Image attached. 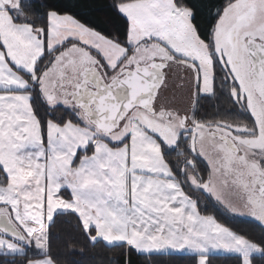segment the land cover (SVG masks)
<instances>
[{
    "label": "snow or ice",
    "instance_id": "obj_1",
    "mask_svg": "<svg viewBox=\"0 0 264 264\" xmlns=\"http://www.w3.org/2000/svg\"><path fill=\"white\" fill-rule=\"evenodd\" d=\"M224 96L251 123L200 114ZM192 192L264 228V0H0V264H62V217L79 255L264 264Z\"/></svg>",
    "mask_w": 264,
    "mask_h": 264
},
{
    "label": "trees",
    "instance_id": "obj_2",
    "mask_svg": "<svg viewBox=\"0 0 264 264\" xmlns=\"http://www.w3.org/2000/svg\"><path fill=\"white\" fill-rule=\"evenodd\" d=\"M108 0H100V3H107ZM220 113L225 117L231 119H237L236 116L241 115V117H249L246 112H242L238 108H234L227 100V97L212 98V99H202L200 101V114L206 116L208 119H212L214 115ZM239 113V114H238ZM251 120V118H250ZM173 161L178 159V156L174 153L171 157ZM181 160V159H180ZM192 192L193 198L197 196ZM207 200L209 198L207 195L202 193ZM203 211L207 210L209 213V206L203 208ZM222 211V210H221ZM213 211H210V213ZM218 221L225 223L227 226L233 228V230L239 231L241 234H247L256 240L264 238V228L260 227L258 223L251 222L248 219H239L233 216H229L227 213L223 215L217 214ZM65 218H61V222L57 223L56 227L52 232V253L59 257L62 264H69L70 261L75 260L80 262V264H125L126 261H130V264H193L190 254L185 253L183 256L177 255L175 253H165L158 255L151 254H138L131 250H122L120 248H110L104 246H97L91 248L84 255H79L76 253H71L66 248V242L71 239L70 234L76 233L75 221L73 220L71 224L64 222ZM82 247L78 245L77 248ZM127 251L128 254H122ZM212 264H235L234 258L224 254V253H213L211 256Z\"/></svg>",
    "mask_w": 264,
    "mask_h": 264
},
{
    "label": "rangeland",
    "instance_id": "obj_3",
    "mask_svg": "<svg viewBox=\"0 0 264 264\" xmlns=\"http://www.w3.org/2000/svg\"><path fill=\"white\" fill-rule=\"evenodd\" d=\"M178 71H179L180 75L178 77H175L174 78L175 82H174V80L171 81L170 88L173 87L175 90H178V89H181L180 87H182V90H185L184 92H186L188 94V92H187V83H186V81H187V73H185V71L183 69H178ZM175 86H176V88H175ZM177 101H175V103H177ZM176 107H178V106H176ZM241 116H244V114L242 113L241 115L236 116L235 118H237V120H244V121H246L248 123H251L250 116L249 117L248 116L247 117H241ZM178 159H181L182 160L183 158L182 157H178ZM194 194L196 196H199V200H200L201 207H203L205 209V208H207L209 206V210L210 211H213L211 213L209 211V213H207V214H215V210L213 209L210 201L207 200L206 197L202 193L195 192Z\"/></svg>",
    "mask_w": 264,
    "mask_h": 264
},
{
    "label": "flooded vegetation",
    "instance_id": "obj_4",
    "mask_svg": "<svg viewBox=\"0 0 264 264\" xmlns=\"http://www.w3.org/2000/svg\"><path fill=\"white\" fill-rule=\"evenodd\" d=\"M180 75L178 69L174 70L173 74H172V80H174L175 77H178ZM175 82V80H174ZM171 83V82H170ZM176 88V86H175ZM181 89L175 90L173 87L170 88V92H169V100L175 104V106H178L179 108H187L188 105V94L186 92H184L185 90H182V87H180ZM174 92V93H173ZM187 94V95H186ZM186 97V98H185ZM178 98V99H177ZM178 100V101H177ZM175 101H177V103H175ZM178 104V105H177ZM228 214V213H227ZM229 216H232L230 214H228ZM234 217V216H233ZM239 219H248L247 217H236Z\"/></svg>",
    "mask_w": 264,
    "mask_h": 264
},
{
    "label": "water",
    "instance_id": "obj_5",
    "mask_svg": "<svg viewBox=\"0 0 264 264\" xmlns=\"http://www.w3.org/2000/svg\"><path fill=\"white\" fill-rule=\"evenodd\" d=\"M170 98V97H169Z\"/></svg>",
    "mask_w": 264,
    "mask_h": 264
}]
</instances>
